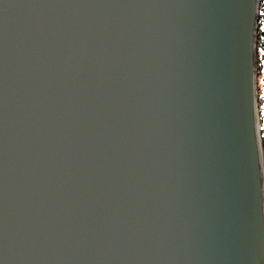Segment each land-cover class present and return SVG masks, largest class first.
I'll return each instance as SVG.
<instances>
[{
	"label": "water",
	"instance_id": "water-1",
	"mask_svg": "<svg viewBox=\"0 0 264 264\" xmlns=\"http://www.w3.org/2000/svg\"><path fill=\"white\" fill-rule=\"evenodd\" d=\"M255 2L0 0V264H264Z\"/></svg>",
	"mask_w": 264,
	"mask_h": 264
},
{
	"label": "bare ground",
	"instance_id": "bare-ground-1",
	"mask_svg": "<svg viewBox=\"0 0 264 264\" xmlns=\"http://www.w3.org/2000/svg\"><path fill=\"white\" fill-rule=\"evenodd\" d=\"M258 2H255L256 11H257V18H258ZM257 23V19H256ZM255 32L256 29H253V37L252 43L254 48V63H253V73H252V84H251V100H252V112H253V124L255 130V136L257 141V148H258V155H259V163H260V171H261V179H262V186H263V193H264V159H263V151L261 145V120L258 113V103L256 100L257 95V86H256V72H255Z\"/></svg>",
	"mask_w": 264,
	"mask_h": 264
},
{
	"label": "trees",
	"instance_id": "trees-1",
	"mask_svg": "<svg viewBox=\"0 0 264 264\" xmlns=\"http://www.w3.org/2000/svg\"><path fill=\"white\" fill-rule=\"evenodd\" d=\"M259 6L260 9H264V0H260ZM261 19H264V12L260 14L259 26L257 28V40H256L257 65L259 68L258 73L260 72V76H261L258 81L259 95H264V72L260 71V67L264 65V21L262 23ZM263 105H264V101H263ZM260 137H261L263 159H264V117L263 119H261Z\"/></svg>",
	"mask_w": 264,
	"mask_h": 264
},
{
	"label": "rangeland",
	"instance_id": "rangeland-1",
	"mask_svg": "<svg viewBox=\"0 0 264 264\" xmlns=\"http://www.w3.org/2000/svg\"><path fill=\"white\" fill-rule=\"evenodd\" d=\"M259 5H260V0H259ZM263 12H264V9H260V6H259L258 7L257 26H259L260 14L263 13ZM263 21H264V19H261L262 23H263ZM258 71H259V68H258V65L256 64V69H255V72H256V86H257L256 100H257V103H258V113H259V117H260V120H261L264 117V105H263L264 95H259L258 81H259V78L261 76H260V72L258 73Z\"/></svg>",
	"mask_w": 264,
	"mask_h": 264
},
{
	"label": "built area",
	"instance_id": "built-area-1",
	"mask_svg": "<svg viewBox=\"0 0 264 264\" xmlns=\"http://www.w3.org/2000/svg\"><path fill=\"white\" fill-rule=\"evenodd\" d=\"M260 71L264 72V65L260 67Z\"/></svg>",
	"mask_w": 264,
	"mask_h": 264
}]
</instances>
